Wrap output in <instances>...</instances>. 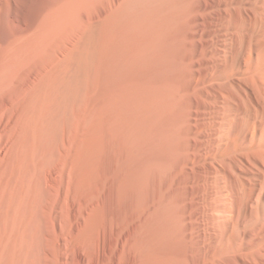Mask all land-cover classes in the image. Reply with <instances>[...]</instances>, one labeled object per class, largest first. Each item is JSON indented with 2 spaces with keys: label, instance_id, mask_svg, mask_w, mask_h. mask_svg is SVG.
Segmentation results:
<instances>
[{
  "label": "bare ground",
  "instance_id": "6f19581e",
  "mask_svg": "<svg viewBox=\"0 0 264 264\" xmlns=\"http://www.w3.org/2000/svg\"><path fill=\"white\" fill-rule=\"evenodd\" d=\"M0 264H264V0H0Z\"/></svg>",
  "mask_w": 264,
  "mask_h": 264
}]
</instances>
